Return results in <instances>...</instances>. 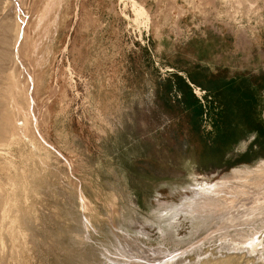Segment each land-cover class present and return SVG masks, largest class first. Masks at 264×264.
Listing matches in <instances>:
<instances>
[{"label":"rangeland","instance_id":"374dc122","mask_svg":"<svg viewBox=\"0 0 264 264\" xmlns=\"http://www.w3.org/2000/svg\"><path fill=\"white\" fill-rule=\"evenodd\" d=\"M0 100V264H264V0H0Z\"/></svg>","mask_w":264,"mask_h":264},{"label":"bare ground","instance_id":"6f19581e","mask_svg":"<svg viewBox=\"0 0 264 264\" xmlns=\"http://www.w3.org/2000/svg\"><path fill=\"white\" fill-rule=\"evenodd\" d=\"M6 1V3H11V2H13V0H5ZM16 1V0H15ZM21 2V1H20ZM21 11V10H20ZM23 15V14H22ZM10 29H8V30H6V32L5 33H7L8 31H9ZM6 41V40H5ZM6 52V51H5ZM7 53V52H6ZM2 54H3V52H2ZM6 57V56H5ZM11 83H12V86H13V91H14V94H13V99H12V104H13V107H15L14 109H15V111L19 114V115H21L22 117H23V119H24V123H23V125L22 126H17L15 129H17L18 128V130H20L19 132H21L20 134L21 135H23V137H28V136H31V133L33 132V129H32V126H31V121H30V115H29V113H28V111H26V109H24L23 107L21 108L19 105H18V103H17V99L16 98H22L24 101H25V103H27V100H28V98H26L27 97V95L24 93V89L23 88H21V87H19L20 85L17 83V81L15 80V78H14V76L12 75V81H11ZM15 91H16V96H15ZM2 99V98H1ZM1 101V100H0ZM3 101V100H2ZM6 101V100H5ZM10 103V102H9ZM1 105V104H0ZM5 106V105H4ZM3 106V107H4ZM10 106H11V104H10ZM7 108H8V106H6ZM11 109H13V108H11ZM8 110V109H7ZM9 111H11V110H9ZM8 111V112H9ZM13 111V110H12ZM13 114V113H12ZM4 121V120H3ZM2 121V122H3ZM6 122H7V118H6V120H5ZM10 121V120H9ZM14 121H16L15 119H14ZM1 122V121H0ZM11 123H12V121H11ZM4 124V127L5 128H3V129H5V130H8L9 129V127L12 129V130H14V126H11V125H13V124ZM2 124V123H1ZM16 124V123H15ZM8 127V129H6ZM0 128H1V125H0ZM2 129V128H1ZM0 129V130H1ZM10 129V130H11ZM2 131V130H1ZM8 132V131H7ZM1 133V132H0ZM10 133H12V132H10ZM2 134H3V132H2ZM1 135V134H0ZM13 137H14V133L13 134H11ZM20 135V136H21ZM13 137H11L12 139V141H14L15 140V137H14V139H13ZM32 137V136H31ZM17 139H21L20 137L19 138H17L16 137V140ZM10 167V166H9ZM12 169V168H11ZM11 169H9V170H11ZM1 187V186H0ZM199 190V189H198ZM218 190H219V188H218ZM220 190H222V191H214V187H211V188H207V187H204V188H201L199 191H197L196 192V196H194V198H191V199H189L188 200V202H187V204H185V205H187L186 206V209H185V213H188V211L189 210H191V209H194V207L196 206V205H198V203H201L203 200H206V203H205V205H207V203L209 204V205H213V208H215V207H219V206H217V205H221V204H226L227 203V199L229 198V197H225L227 194H229V193H231V192H229V191H223L224 189H220ZM1 192H4L3 190H2V187L0 188V193ZM4 194V193H3ZM5 195V194H4ZM15 195V193H13V194H11V196L9 197V198H7L6 196H1L0 195V207H1V205H2V202H3V199L4 200H7V201H9V204H11V202L13 201V199H12V197ZM201 200V201H200ZM227 200V201H226ZM215 201H219V204H216L215 203ZM201 207L202 206H198V207H196V208H199V209H201ZM209 209H212V207L211 206H209L208 207ZM226 208V207H225ZM240 208V207H239ZM221 209V208H220ZM202 210V209H201ZM224 210V209H223ZM181 211H183V210H181ZM217 211H219V210H217ZM228 211V210H227ZM204 212V211H203ZM177 213V212H176ZM219 213V212H218ZM4 215H5V213H3L2 214V218H4ZM178 214H176V216H177ZM220 215V214H219ZM195 215H193V217H194ZM242 217H243V215H242ZM176 218V217H175ZM174 217H172L170 220H174L175 219ZM218 218V217H217ZM218 220V219H217ZM223 220V219H222ZM231 221V220H230ZM242 222V221H241ZM224 223H226V222H224ZM221 225V224H220ZM173 234V233H172ZM247 237V236H246ZM264 238V237H263ZM236 241V240H235ZM242 243V242H241ZM263 243V242H262ZM255 246V245H254ZM161 250V249H160ZM165 251V250H164ZM168 253V252H167ZM166 253L165 252H161V255H165ZM135 255V254H134ZM182 254H180V255H178V256H175V258H172L171 259V261H169V262H165V263H161V264H170L171 262L173 263V264H175L176 263V261L178 262L179 261V259L180 258H178L179 256H181ZM166 256V255H165ZM133 257H137V256H133ZM162 257H164V256H162ZM221 262V261H220ZM171 263V264H172Z\"/></svg>","mask_w":264,"mask_h":264},{"label":"trees","instance_id":"16d2710c","mask_svg":"<svg viewBox=\"0 0 264 264\" xmlns=\"http://www.w3.org/2000/svg\"><path fill=\"white\" fill-rule=\"evenodd\" d=\"M193 81V80H192Z\"/></svg>","mask_w":264,"mask_h":264}]
</instances>
